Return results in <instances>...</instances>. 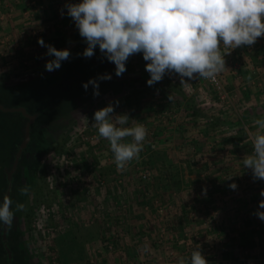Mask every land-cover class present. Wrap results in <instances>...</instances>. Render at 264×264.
Segmentation results:
<instances>
[{
	"label": "rangeland",
	"instance_id": "1",
	"mask_svg": "<svg viewBox=\"0 0 264 264\" xmlns=\"http://www.w3.org/2000/svg\"><path fill=\"white\" fill-rule=\"evenodd\" d=\"M70 1L82 2L0 0V97L6 89L47 85L48 77L70 68L77 74L87 62L92 68L85 69L92 71L102 61L110 68L103 73L98 68L94 78L111 74L99 81V96L89 85L73 109L63 104V113L34 126L37 144L17 171L13 210L16 202L25 208L15 212L12 247L29 264H177L197 248L209 264H264V220L254 214L264 211L259 209L264 180H254L243 165L253 152L245 127L254 132L253 121L264 119V36L253 46L224 50L226 69L217 77L218 87L199 78H185L189 84L182 86L176 73L148 86L142 53L129 57L121 76L99 46L91 58L82 55L87 42L67 14ZM40 38L70 50L58 70L46 71L54 57L46 55ZM109 104L115 106L113 116L129 115L126 126L135 122L148 129L140 159L124 172L116 170L109 141L92 126L94 113ZM0 105L17 113L24 109ZM8 117L0 125L1 196L6 173L18 152L23 154L18 149L12 158V148L23 143L32 122ZM213 119L222 123L214 127ZM235 119L239 125L229 124ZM25 184L29 193L21 195Z\"/></svg>",
	"mask_w": 264,
	"mask_h": 264
},
{
	"label": "clouds",
	"instance_id": "2",
	"mask_svg": "<svg viewBox=\"0 0 264 264\" xmlns=\"http://www.w3.org/2000/svg\"><path fill=\"white\" fill-rule=\"evenodd\" d=\"M65 7L87 42L84 57L91 58L99 46L107 60L115 64L116 76H121L127 70L129 57L142 53L148 62V86L162 81L168 73L178 74L182 86L197 78L216 83L226 69L224 50L252 46L264 36V0H82ZM38 43L47 48L46 55L54 57L47 61L46 71L58 70L71 55L67 48L59 50L46 45L43 38ZM110 79L111 74H103L83 87L87 90L92 85L94 96H99V81ZM168 99H173L172 94ZM114 110L113 104L97 110L92 126L109 141L116 170L124 172L132 161L140 159L148 129L135 122L126 126L129 115L113 116ZM253 126L254 132L245 127L253 152L244 157L243 165L252 170L254 180H264V119H255ZM230 187L236 189L237 185ZM20 193L28 195L29 186L25 184ZM259 195L264 197V190ZM24 208L23 203L16 202L14 211L11 197L3 195L0 224L10 227L16 219L15 212ZM259 209H264V199L259 202ZM254 214L264 220V211ZM177 264L209 262L197 248L190 259L180 257Z\"/></svg>",
	"mask_w": 264,
	"mask_h": 264
},
{
	"label": "trees",
	"instance_id": "3",
	"mask_svg": "<svg viewBox=\"0 0 264 264\" xmlns=\"http://www.w3.org/2000/svg\"><path fill=\"white\" fill-rule=\"evenodd\" d=\"M84 65L86 67L92 68V66L90 67L91 65L90 62H87ZM84 65H83V68H81V70L77 74L73 73L72 70H74V68H70L67 71L68 73L65 72V73H62L60 76L57 75L54 77L52 76L48 77L49 80H48L47 85L37 86V89L32 88L33 86L31 88H27L29 84L25 86V89L23 90H19V89L17 90L13 88L14 90L9 91V89H6L5 92L3 93L4 95L0 97V103L4 104L6 107L24 108L23 111H20L19 113L13 112L12 114L11 113L7 114L0 110V125H4L3 122L5 121L2 122L3 118L5 119L11 118V117L10 118L8 117L9 115L15 118L19 117L17 120H21L22 118H25V117H29V118L32 117L33 121L35 120L33 123L30 124L31 133H30L29 144L24 149H21L19 144H21L22 142L20 143L17 142L14 144L15 145L14 148H12V152H13L12 158L13 156L15 158V154L18 149L23 150L22 157L20 159L17 157L16 159H14V163L15 162L18 163V167L16 168L14 172L12 168L8 173H6L7 174L6 178L5 179L3 178L4 179L3 180V186H4L3 195L5 194L9 195L13 201L15 198V193L20 187V185L18 186L19 183H17L16 181L17 174H19L17 171L19 168L20 161H22L24 154L29 153V152L32 153L34 151L33 149L34 145L37 144L35 143V140H32L33 133L35 131L34 126H36L37 124H40L42 120L46 119V117H47V120H50L51 113L60 114L58 110H60L63 113L64 111L63 110L64 108L62 106L63 104H67V106H70L71 109H73L75 106V98L79 95H82L83 92L85 91L83 84L88 82L90 79H93L95 76H97L98 68H99V71H101L102 73L103 71L109 72V69H110L108 65H106V62L104 61L101 62L100 67L96 68L95 71H92L90 69H85ZM63 79H65L66 81ZM58 81L64 82V85L61 86V88L59 87ZM39 83H40L39 81L35 82V84H39ZM38 89L39 90L41 89V91H38ZM178 103H179L178 106H180V102ZM187 109L190 111H193L196 115L198 114L197 113L198 110H196L193 104H189L187 106ZM55 110H57V112H55ZM67 111H70V110L67 108ZM31 114H34V115L31 116ZM198 115L201 116V114H198ZM51 117H53V115H51ZM65 117L67 116L65 115ZM243 122L247 126L250 124V121L245 117V115H244ZM220 123L222 122H219V120L216 119L214 120L213 126L217 127L220 125ZM231 123L232 124L236 123L237 125H239L240 121L235 119L234 121H231L229 124ZM241 129L244 130L243 128ZM236 147H237V143H236ZM11 173L13 176L10 177ZM236 181L238 182L239 180L236 179ZM162 187L163 188L167 187V185L164 184L161 186V188ZM223 192H228V191L223 190ZM0 199H3V196H1V193H0ZM29 215L31 216V214ZM13 224L14 223H12L10 227L7 225L0 224V264H29V261L25 258L26 257L25 253L20 251L18 248L12 247L13 246L12 237L17 234L15 230L13 229ZM180 229H182L181 225H180ZM248 245L249 243L245 246L248 247Z\"/></svg>",
	"mask_w": 264,
	"mask_h": 264
},
{
	"label": "flooded vegetation",
	"instance_id": "4",
	"mask_svg": "<svg viewBox=\"0 0 264 264\" xmlns=\"http://www.w3.org/2000/svg\"><path fill=\"white\" fill-rule=\"evenodd\" d=\"M32 122H33V121H32ZM32 122H30V124H31ZM28 125H29V124H28ZM26 131H27V130H26ZM30 133H31V131H29V135H27V132H26L25 139H24V141H23V143H22V145H21V149H24V148L29 144V141H30ZM27 136H29V138H28L27 143L24 145V142H25ZM20 153H21V152L19 151L18 154H17V158H19V159L21 158ZM17 167H18V163L16 164V162H15V165H14V167H13V172L16 170ZM13 172H12V173H13ZM12 173L10 174V177L13 176Z\"/></svg>",
	"mask_w": 264,
	"mask_h": 264
},
{
	"label": "water",
	"instance_id": "5",
	"mask_svg": "<svg viewBox=\"0 0 264 264\" xmlns=\"http://www.w3.org/2000/svg\"><path fill=\"white\" fill-rule=\"evenodd\" d=\"M0 109H1L2 111H4V112H14V111H17V110H14V109L4 108L2 105H0ZM20 111H23V110H20ZM30 120L33 121V118L30 117ZM29 131H30V123H29V125L27 126V135H29ZM28 138H29V136H27V138H26V140H25V142H24V145L27 143ZM16 164H17V162H16Z\"/></svg>",
	"mask_w": 264,
	"mask_h": 264
},
{
	"label": "crops",
	"instance_id": "6",
	"mask_svg": "<svg viewBox=\"0 0 264 264\" xmlns=\"http://www.w3.org/2000/svg\"><path fill=\"white\" fill-rule=\"evenodd\" d=\"M252 46H253V45H252ZM241 66H242V65H241ZM241 66H240V67H241ZM246 66H247V65H245V67H246ZM246 68H247V67H246ZM242 69H243V67H242ZM244 69H245V68H244ZM244 69H243V70H244ZM246 80H247V79H246ZM244 84H245V83H244ZM242 85H243V84H242ZM246 85H247V86L249 85L248 87H251V86H250V85H251L250 80L246 83ZM255 88H256V87H255ZM248 93H249V92H248ZM248 93H245V94H248Z\"/></svg>",
	"mask_w": 264,
	"mask_h": 264
},
{
	"label": "built area",
	"instance_id": "7",
	"mask_svg": "<svg viewBox=\"0 0 264 264\" xmlns=\"http://www.w3.org/2000/svg\"><path fill=\"white\" fill-rule=\"evenodd\" d=\"M69 3H77V2H71V1H70ZM213 84H214L215 86L218 87L220 83H219V81H218V79H217V82H216V83H213Z\"/></svg>",
	"mask_w": 264,
	"mask_h": 264
}]
</instances>
